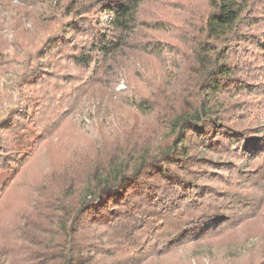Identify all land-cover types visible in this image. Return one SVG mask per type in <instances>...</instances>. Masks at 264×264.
Wrapping results in <instances>:
<instances>
[{"label": "trees", "instance_id": "trees-1", "mask_svg": "<svg viewBox=\"0 0 264 264\" xmlns=\"http://www.w3.org/2000/svg\"><path fill=\"white\" fill-rule=\"evenodd\" d=\"M42 14L0 119V170L28 161L0 201V264H166L186 244L234 249L179 264H264V154L246 165L264 152V0H48ZM91 100L127 118L66 153ZM29 124L41 136L21 159Z\"/></svg>", "mask_w": 264, "mask_h": 264}, {"label": "rangeland", "instance_id": "rangeland-1", "mask_svg": "<svg viewBox=\"0 0 264 264\" xmlns=\"http://www.w3.org/2000/svg\"><path fill=\"white\" fill-rule=\"evenodd\" d=\"M46 1L48 0H0V119L4 118L9 113V110L17 105L18 95L15 85L24 67V62L27 56L33 52L34 47L43 40L50 30L49 27H46L42 14V4ZM107 18L108 16L105 15L103 20L106 21ZM82 37L86 38L85 35ZM95 65V63H92L91 67L83 73L85 79H91L94 76ZM126 88V82L121 78L117 89ZM23 89L29 92V94L32 90L29 84H24ZM105 104H101L97 100H91L84 106H80V114H77L76 119L70 118V122L75 121L70 128L71 136L66 137L62 142L68 143L65 146V152L77 144H82L86 141L87 136H93L104 125L109 126L113 123V125L119 126V120L125 122L127 118L126 114L120 113L116 115L110 112L111 110H107ZM254 113L264 125V104L259 105ZM82 119L84 120L83 123ZM76 122L78 123L75 124ZM40 136V128L35 124H29L26 130L16 136L15 142L17 147L23 150L21 159L26 156V152L30 151L32 143L38 140ZM259 138L263 140L264 135L260 134ZM261 143H263L262 147L264 148V142ZM55 146H58V144ZM40 147L41 145L38 144L32 154L38 152ZM252 150L249 154V159L246 160V165L251 170H254L261 165L264 152L256 150V148ZM35 162H37L36 158ZM26 165H28V161L21 163V165L15 163L9 169L0 170V201L7 194L5 187L15 184ZM262 213L264 214V210ZM11 215L12 212L9 209L4 211L6 218H10ZM140 235L143 237L145 234L142 233ZM258 241V237H251L244 246L250 247ZM138 243L139 241L135 243V246ZM226 247L225 250H219L215 247L186 244L174 255L173 253H169L166 258V264H179L180 260L190 257L206 259L208 261L221 260L225 253L227 254L234 249L233 246Z\"/></svg>", "mask_w": 264, "mask_h": 264}]
</instances>
